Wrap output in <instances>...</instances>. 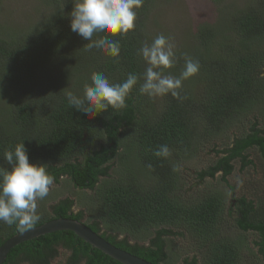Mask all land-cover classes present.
I'll list each match as a JSON object with an SVG mask.
<instances>
[{
  "label": "trees",
  "instance_id": "obj_1",
  "mask_svg": "<svg viewBox=\"0 0 264 264\" xmlns=\"http://www.w3.org/2000/svg\"><path fill=\"white\" fill-rule=\"evenodd\" d=\"M40 1L43 9L37 18L26 15L24 23L0 26V166L9 167L3 153L20 141L30 163L47 165L54 184L66 176L75 188L92 190L116 166L117 178L106 182L97 195L99 218L127 237L150 230L154 236L145 246L101 234L107 242L152 264H164V237L172 235L173 228H185L200 238L201 247L208 246L203 264H240L242 242L219 232L223 199L213 194L182 202L173 169L190 159L199 143H215L239 121L238 116L250 113L255 122L244 123L230 147L214 150L218 159L197 178L204 181L220 172L221 181L233 190L226 180L232 161H239L243 170L252 163L244 153L254 148L264 162V0L230 9L222 3L225 0H214L217 6L222 3L220 19L196 26L189 45L176 51L175 66L164 70L165 75L180 74L183 53L199 60L196 89L185 87L183 81L181 96L186 99L170 94L149 98L139 92L141 79L126 108L91 117L71 108L65 92L82 96L93 72H103L113 83L124 81L129 73L142 75L146 65L137 50L141 42H151L159 34L146 30L156 0H144L136 10L135 30L114 37L121 44L118 59L96 48L85 51L87 41L70 29L73 0ZM163 144L171 151L167 159L153 155ZM259 203L239 197L227 216L235 215L239 231L255 233L254 245L264 264V204ZM73 206L71 199L59 200L49 213L39 215L33 227L59 218L81 221L82 213H73ZM88 227L99 234L96 224ZM17 232L22 231L16 225L0 222V246ZM59 248L69 252L67 264H120L69 231L20 243L3 264H50ZM181 264H197L196 257Z\"/></svg>",
  "mask_w": 264,
  "mask_h": 264
},
{
  "label": "rangeland",
  "instance_id": "obj_2",
  "mask_svg": "<svg viewBox=\"0 0 264 264\" xmlns=\"http://www.w3.org/2000/svg\"><path fill=\"white\" fill-rule=\"evenodd\" d=\"M246 1L251 0H225L222 3L228 6L227 9H230L232 5L241 7ZM222 3L217 6L214 0H156L147 17L146 30L150 33H162L171 37L176 46L175 50L180 52L181 48H184L182 47L183 44L189 45L191 41L189 34L196 26L205 22L213 23L214 20L220 19ZM42 5L43 3L40 0H0V26L7 27L10 24L24 23L23 18L26 15L37 18L39 12L43 9ZM177 76H179V73H177ZM195 77L194 75L185 80V87H190L194 91L196 89ZM239 117V121L232 124L227 133L220 134L215 143L203 145L199 143L200 146L197 147L190 159H184L178 163L179 165H175L179 187L177 196L184 203H194L209 195H219L224 203L219 232L233 242H242V245H240V264H260L257 247L254 245V242L257 241L255 233L239 231L234 224L235 215L232 217L227 216V213L234 209L236 199L242 196L250 198L254 202L258 201L262 205L264 204V162L259 158L258 152L252 148L244 153L247 160L252 163L243 170H240L239 161L231 162L233 170L226 177V180L233 190H230L221 181L220 172L216 173L213 178H205L204 181L197 178L198 172L207 169L218 159L214 150L230 147L232 141L241 135L239 129L244 126V123L255 122L256 118L251 113L247 117L240 115L237 119ZM244 129L247 130L246 127ZM115 170L116 166L109 171L108 178H99L92 190L75 188L68 177H60L58 184L51 186L49 195L44 200L37 201L38 215L49 213V208L52 205L61 199L68 198L74 202L72 212L82 213L81 221L83 224L87 226L96 224L99 235H113L116 236L117 240L126 238L127 243L130 245H148L150 239L154 236L152 230L127 237L126 234L117 233L115 227L104 223L99 218L98 205L100 200H97V195L106 182L117 178ZM145 180L148 181L143 176L140 179L144 185H146ZM231 214L233 213L231 212ZM171 230L174 233L164 237V251L167 256L164 264H181L183 259L191 260L192 256L196 257L197 264H203L205 250L208 246L201 247L200 238L194 237L195 233L193 231H188L185 228H173ZM68 257L69 252L59 248L57 249L56 258L51 260L50 264H67Z\"/></svg>",
  "mask_w": 264,
  "mask_h": 264
},
{
  "label": "clouds",
  "instance_id": "obj_3",
  "mask_svg": "<svg viewBox=\"0 0 264 264\" xmlns=\"http://www.w3.org/2000/svg\"><path fill=\"white\" fill-rule=\"evenodd\" d=\"M143 3L144 0H73L69 14L70 29L87 41L85 51L96 48L118 59L121 44L114 37H122L135 30L136 10ZM175 48L171 37L162 33L151 42H141L137 56L146 65L141 76L129 73L124 81L113 83L103 72H93L91 83L83 85L82 96L65 92L68 105L90 117L109 109H124L127 98L141 79L143 83L139 92L149 98L170 94L176 99H186L181 96L183 81L199 72L200 62L183 53L184 67L179 76L165 75L164 70L174 67L177 62ZM153 155L167 159L171 151L168 145L163 144L153 150ZM3 159L9 167L0 166V222L16 225L23 232L40 219L37 201L49 195L54 177L48 172L46 164L29 162L22 141L13 148L5 149ZM146 167L150 171L153 169L151 163Z\"/></svg>",
  "mask_w": 264,
  "mask_h": 264
},
{
  "label": "water",
  "instance_id": "obj_4",
  "mask_svg": "<svg viewBox=\"0 0 264 264\" xmlns=\"http://www.w3.org/2000/svg\"><path fill=\"white\" fill-rule=\"evenodd\" d=\"M58 231L72 232L92 248L120 264H152L126 251L116 248L99 234L92 231L88 226L84 225L81 221L63 218L48 221L10 237L0 246V264L4 263L10 250L20 243Z\"/></svg>",
  "mask_w": 264,
  "mask_h": 264
}]
</instances>
